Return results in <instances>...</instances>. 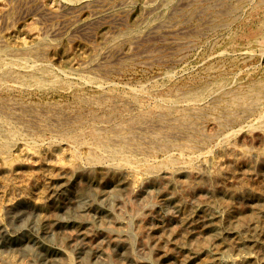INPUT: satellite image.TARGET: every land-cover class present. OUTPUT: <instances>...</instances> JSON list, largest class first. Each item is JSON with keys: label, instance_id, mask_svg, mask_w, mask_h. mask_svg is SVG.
Segmentation results:
<instances>
[{"label": "rangeland", "instance_id": "374dc122", "mask_svg": "<svg viewBox=\"0 0 264 264\" xmlns=\"http://www.w3.org/2000/svg\"><path fill=\"white\" fill-rule=\"evenodd\" d=\"M8 1H9V3H8ZM153 1L154 0H136L133 8L131 9L132 13L129 16L130 17L129 22L125 27H122V29H124V30L136 29V31L144 30L145 26H146L145 19L148 17V15H146V13H145V7L147 5H150ZM166 1L167 0H162V3L164 4ZM249 1L250 0H241V2H240L239 0H230V1H228L229 4L225 3V4L219 5V6H210V5L208 6V2L207 3L203 2V4H202L203 8L206 7V4H207L206 10L208 12L209 11L210 12H217L219 14L222 12L221 14H223V17L221 16V14L218 17H219V19L221 18L223 22L226 21L225 23L227 24L226 25L227 27H225V26H224L225 28L224 27H217L214 25L210 26V24H209L208 25L209 27L206 28L205 31L203 30V31H199V32H194L195 34L194 33H187V34L185 33L186 35H183L184 32H181L180 34L182 36L178 34L177 38L180 39L181 42L184 44L186 43V40H187V42L189 44L186 43L184 46H181L182 50L180 49V47L178 49H176L178 51L173 50V52L175 54H172V56H170L171 54L169 55V57H171V58L166 59L168 62L166 60L164 61L162 59H159L160 60V62H159V61H157L158 58H156V61H155V58L152 59L154 61L153 62L152 60H150V61L146 60L145 57L141 58L142 56H145V54H142V53L140 54L141 56L139 55V57L137 55L136 56H133V55L125 56L124 54H122V56H121L119 51H121L123 53L124 50H125V52H127V50L129 51V49L133 48L131 40H130L129 36H126L123 34H117V32H115V29H112L107 25L101 26V24H98L99 27L97 25L96 26L94 25V27L92 29L85 31L87 33H84V31H82L83 32L82 33L80 29H79V33H78V31L76 32L74 30H73V32L70 31L69 30V22H67V20L69 19V17H71V15H69L65 11L66 9L64 7V3H62L63 2L62 0L61 1L60 0H0V32H1L0 37L2 36V38H0V43H1L0 44V50H4L5 49L4 46L9 44L10 46H12L14 48L13 51H16V52H12V51L10 52L9 50H6L4 52V57L6 59H8V61H10L14 58L15 59L20 58L21 60H23L25 62H26V60H28L27 61L28 63L26 62L28 66H30V65L31 66L32 65L48 66V67L52 68L56 74L59 73L58 76L60 77L61 81L64 80V81H67L69 83V85H67L66 83H63L61 85L54 86L57 88L56 89V88H53V86L51 87L50 85L49 86L46 85L43 87H37V86L32 85V84H28V85H24V86L23 85H17L19 83L16 82L14 79H11L8 81L9 83L7 82V84L4 85V87H2L0 85V97H2V98H0V102H1L0 105L2 104L3 106L2 105L1 106L4 108L3 109L0 106L1 107L0 110L2 111V112L0 111V120L1 121L6 120L5 123H6V127H8L7 129L10 128V130H12L13 132L17 131L16 133H18L17 138H13V140H12L13 141L12 142L13 148L11 147V150H9V153L7 151L1 152V150H0V152L2 153V154L0 153V155H1L0 156V182H1L0 183V196L2 195L1 193L3 191L7 190V188H9L11 190L14 188L17 189V187L18 188L19 187L25 188L26 186H29L32 183H33L32 184L33 187L36 188V187H39V185L41 186V184L46 183L48 185V187L50 188V194H51L50 198H51V200H53V202H55L53 205H51L50 213L44 214L41 211H39V209H37L32 202H28V201L26 202L24 200H20L17 198L18 200H15L12 204L7 205L6 201H4L3 199H0V212L2 210V212L0 213V218H1L0 219V264H13L12 258H14V257L18 261L19 264H108V263L109 264H182V258L180 256H184V257H187L189 259L187 263L185 262V264H202V261L206 259L205 256H207V255L200 256L198 259L192 258V255L187 248L188 246L185 245L186 242L188 244L190 242V240L187 239L188 235L186 233H184L183 230L181 232H179L180 237L178 236V240L181 242V246L184 247L181 249V251L178 248L174 249V256L172 258H170L169 260L157 252L158 245L162 244V243H159L162 238L169 236L170 235L169 233H171V231L173 229H182L183 225L181 226V224H182L181 218H183L184 212L182 211V209H180L178 207L177 202H175L176 198L183 199L185 201V203L187 204V206L189 207V209L192 207L191 208L192 211L200 212V211H203V210L210 207L209 209H210V212L212 211L211 212L212 214L223 215L221 208L217 207L216 205L214 206L212 204H210L211 205L210 206L208 201L206 200V198H204L202 196L201 192L200 193L192 192V191L190 192L189 187H187V186L185 187L184 183L177 184L180 189L178 188L177 185H174V186L173 185L169 186L168 184H162L159 186L144 185V186H142V188L139 191H133V193H132L131 189L130 190L129 189H125V190L123 189V191H121L120 193H116L117 189H115L114 187H111V186H109L107 188V190L103 191V190L95 187L92 184V186L88 189V192L85 195H81V194H79V187H80L79 182L75 181L76 182L75 183L73 181V182H71L70 185H67V183L59 181V180L63 179V177L65 178L67 176L65 173L63 174V172H61V169L66 170L68 168H71L75 164L82 167V168H84V166H87L83 161H81V160L77 161L73 158V155H74V153L72 151L73 149L69 145V142H67L68 136H72L75 133V136L78 137L77 135H79L80 130L83 127L84 128L90 127L92 125H94V126L96 125L95 127H97V125L98 126H104V125L105 126H111L112 123H114V121H117L119 119L123 120V121H125V120L128 121L130 119L131 115L132 116H133V114L136 115L135 113H138L141 110L140 107H137V106L131 104L129 99H128L131 97V93H132L131 91L134 89L139 90V92L142 94L141 105L142 106L144 105L143 107L145 109L150 110V109H152V106H153L154 96H160V97H166L167 96L166 98H169V96H170V98H171V96L178 91H179L178 93H189V92L202 91L203 88H204V90L211 89V88L215 89L216 84L219 82H223L226 84L225 87H226L227 91H236V90L247 91L253 84L263 83L264 82V36L262 34L259 35L258 32L260 30H262L261 25H264V0L263 1L262 0L261 1L260 0L259 1L252 0L250 2ZM231 2H233V3H231ZM259 2H260V4H259ZM174 3H175V5H176V3H177V5H179L181 3L179 5V7L182 6L183 9H185V7H186L185 0H174ZM235 3L238 5H236ZM59 4H61V5H59ZM62 4H63V6H62ZM230 4L231 5L233 4L235 6H242V9L237 11V12H233L235 14L229 13V11L226 12L228 9V8L226 9V7H227V5L229 7ZM62 7H63V10H62ZM214 7H216V8H214ZM222 7H224V8H222ZM195 8H197V7H195ZM169 9H171V8H169ZM169 9H166V7H162V5H161L159 12L163 13L164 11H167V14H166L167 20L170 21L172 19L173 22L179 23V24L182 23L184 25V22H183L184 17L180 16L179 10H177L178 12L177 11L173 12V16H171L172 11H170ZM190 9H192V8H190ZM211 9H212V11H211ZM222 9H224V10H222ZM58 11H59V13H58ZM64 12H65V14H64ZM86 13H87V15H86ZM228 13H229V15H228ZM143 14H145V15H143ZM238 14H239V16H238ZM58 16H60V17H58ZM87 16H88V12L85 11L83 17H87ZM175 17L176 18L179 17V18L174 19ZM233 17H237L238 20L236 18H233ZM198 19H199V17L197 19H195V21ZM4 20H6V21H4ZM61 20L64 22H62ZM246 20H248V21H246ZM152 22H153V20H152ZM2 25H3V28H2ZM247 26H249V27H247ZM242 27H243V29H242ZM207 29H208V31H207ZM224 30L227 32H225ZM94 31H95V33H94ZM96 32H97V34H96ZM89 33H91V34H89ZM109 33H110V35H109ZM41 34H42V36H41ZM202 34H203V36H202ZM253 34H255V37L252 38L251 35H253ZM43 35H44V37H43ZM102 35H104V36H102ZM106 35H108V36H106ZM110 36H111V38H110ZM38 37H39V39H38ZM183 37L184 38L189 37L191 39V41L194 43L189 41L190 39H188V38L187 39L185 38L186 40H184ZM227 37L233 38V42L235 44H233L232 47L227 46V41H228ZM3 38H4V40H3ZM250 38H251V40H249ZM42 39H43V43L38 41V40H42ZM183 40H184V42H183ZM217 40H218V42H217ZM243 41H244V43H243ZM237 42H238V45H237ZM24 44H26L27 46ZM163 44L161 41L155 42V44H153L154 47L151 48L152 52H154V54L157 53L159 55L158 52L159 51L161 52L163 50V47L161 46ZM215 44H216V46H215ZM1 45L3 48L1 47ZM40 45H42V46H40ZM49 45H52L53 47L52 46L49 47ZM213 45L215 48L212 49ZM23 46L26 48H30L31 50L33 49V51H34V52L32 51L33 54H24V52H23L24 47ZM117 46L120 48H117ZM155 46L157 49L155 48ZM122 47H124V48H122ZM127 47H128V49H127ZM45 49H46V51H45ZM243 49H245V50H243ZM35 50L37 51L36 53H35ZM224 50H226L227 52ZM39 51H41V52H39ZM134 51L136 52L137 50H134ZM134 51H133V53H135ZM229 51H230V53H229ZM17 52H20V53H18V55H17ZM103 52H105L104 55H103ZM118 52H119V54H118ZM176 52L178 54H176ZM7 53L13 54L14 56L7 54ZM100 53H102V54H100ZM38 54H39V56H38ZM95 55H96V57H95ZM7 56H10V58ZM40 56H43V57H40ZM105 56L106 57L111 56V57L106 58ZM100 57H102L103 62H105L107 60L109 62V65L113 69L111 68L107 72L103 71L100 67H97V66L95 67V69H92L89 71L87 70L86 72L82 71L80 69V68L86 66L87 64L97 60ZM112 57H113V60H111ZM131 57H132V61H131ZM224 57L226 60L224 59ZM31 58L33 60L29 61V60H31ZM41 58H44V59H41ZM104 58H105V60H104ZM123 58H125V59H123ZM138 62L140 64H138ZM212 62H213V64H212ZM112 64H113V66H112ZM209 64H211V65H209ZM81 65H82V67H81ZM76 66H78V67H76ZM15 69H19V68L17 67ZM117 69H119V70H117ZM213 69H215V70H213ZM98 72H99V74H98ZM103 73H105V74H103ZM245 74H246V76H245ZM99 75H101L102 77ZM221 76H222V78H221ZM246 77H248V78H246ZM96 78H98V79L96 80ZM215 79L217 81H215ZM230 79H232V80H230ZM13 80H14V82H12ZM98 80H101V81L98 82ZM89 81H90V83H89ZM205 81H207V82H205ZM253 81H254V83H253ZM202 82H204V83H202ZM213 82H214V84L215 83L216 84L213 85ZM73 83H75V84H73ZM76 84H78L79 86ZM209 84H211V85H209ZM241 84L243 86H241ZM7 86H8V88H7ZM9 86L11 88H9ZM20 86L22 87V89ZM196 86L198 89L195 88ZM208 86H209V88H208ZM210 86H211V88H210ZM234 86H235V88H234ZM16 87H17V90H16ZM44 87H46V88H44ZM66 87H67V90H66ZM156 87H157V89H156ZM200 87H202V88H200ZM62 88H64V89H62ZM69 88H71V89H69ZM74 88H75V90H74ZM148 88H150V89H148ZM36 89H37V91H36ZM79 89H81V90H79ZM189 89H191V90H189ZM27 90H28V92H27ZM44 91H46V92H44ZM74 93H76V94H74ZM77 93H80V94H77ZM95 94H97L96 97H95ZM100 95H101V97H100ZM93 96L95 97L96 100L94 99ZM97 96L99 97V99ZM127 96H129V97H127ZM8 97H10V98H8ZM83 97H86V98H83ZM121 97L122 98L124 97V99H122ZM76 98H77V100H76ZM78 98L79 99L82 98V99L79 100ZM3 99H5V100H3ZM105 99H106V103H105ZM119 99H121V100H119ZM82 101L85 103H83ZM125 101L126 102L129 101V102L126 103ZM8 102H10V103H8ZM11 102L12 103L14 102L13 103L14 105L11 104ZM38 102H40V103H38ZM86 102L89 103L91 106L88 105ZM91 102L92 103L94 102V103L92 104ZM109 102L111 103V106H108V105H110ZM118 102H120V103H118ZM95 103H97V104H95ZM8 104H11V105H8ZM114 104H116V105H114ZM123 104H124V106H123ZM16 105H18L21 108H19ZM7 106H9V107L7 108ZM129 106H130V108H129ZM14 107H16V108H14ZM124 107H126V108H124ZM223 107H224V105L222 103H218V104L215 103V104H213V106H211L210 110L206 111V113L203 112V114H201V116H199L198 119L196 120L199 123L200 127L203 129L202 131L205 134H215L220 129H223L222 130L223 133H222L220 138H217L216 140H213V141H206L205 142L202 139L197 140L198 138L196 136H192L190 139H175L174 143L175 144L187 143L188 144L187 148H189V150L186 148V152H188V153L189 152H195V150H196L197 152H195V153H198L200 155L202 154L201 159L204 158L205 160L204 159L203 160L205 162L208 161L207 162V164L209 166L208 173L210 175H212V174L219 175L220 174L221 177L223 175L224 182L227 183V184L225 183L226 185H230V186L236 185L235 187H241L242 183H243L249 188H252V189H259L260 188V189L264 190V165L261 164V162L259 160L253 159L252 160L253 163H252V161H249V160L245 161L239 155L234 154L232 152H227V153L223 152L220 148L221 142H222V144L224 143L227 146L229 144L233 145V143H234V145H235V147H237V149H244L245 147L251 148V149H253V152L255 154L260 155L261 157H264V134L260 128L255 130L256 127L253 126V124L256 123V121L259 117L258 116L259 111L258 110L253 111L252 115H251V113H248L245 115L239 114L237 116L238 117L237 121L232 123V124L227 125L229 127L225 126V129H224L223 128L224 126L221 127V126L217 125V123H215V121H214L215 118H217L218 116L219 117L221 116L222 111H223ZM11 108H12V110H10ZM95 108H97V109H95ZM60 109H62V110H60ZM98 109H99V111H98ZM13 110L15 112H13ZM65 110H66V112H65ZM88 110H91V111H88ZM135 110H137L138 112ZM84 111L86 113H84ZM218 111H220L221 113ZM61 112H62V114H61ZM87 112H90V113H87ZM5 113L10 114V115L5 116L6 115ZM112 113H114V114H112ZM53 114H55V115H53ZM122 114H124V115H122ZM3 115L5 116V118ZM12 115H14V116H12ZM15 115H17V116H15ZM64 115H66V116H64ZM68 115H70V116H68ZM90 115L93 117V119ZM93 115H95V116H93ZM206 115H208V116H206ZM8 116H9V118H8ZM79 116H82V118ZM100 116H101V118H100ZM105 116H107V117H105ZM125 116H127V117H125ZM114 117H117V118H114ZM245 117H247V118H245ZM49 118H50V120H49ZM76 118H78V120ZM79 118H81V119H79ZM95 118H97V119H95ZM103 118H104V121H103ZM105 118L108 121L112 120L113 122L112 123L111 122L104 123V122H107V120ZM64 119H66L67 121L65 122ZM40 120H42V121H40ZM59 120H61V121H59ZM81 120H83V121H81ZM96 120H97V122H96ZM98 120H101L103 122V125H99V124H101V122ZM20 121H22V122H20ZM31 121H32V123H31ZM41 122L44 125H42ZM52 122H54V123L52 124ZM9 123H10V125H9ZM75 123H77V124L75 125ZM203 123H205V124H203ZM86 124H88V126ZM243 124H244V126H242ZM11 125L13 127H11ZM19 125L22 127H20ZM25 125H26V127H25ZM27 125H28V128H27ZM36 126H38V127H36ZM216 126H218V127L216 128ZM250 126H251V128H250ZM33 127H35V128H33ZM18 128H20V130ZM21 128H22V130H21ZM26 128H27V130H26ZM241 128H243V129H241ZM246 128H247V130H246ZM14 130H16V131H14ZM204 130H206V131H204ZM224 130H226V131H224ZM67 131H69V132H67ZM19 132L21 135L19 134ZM128 132H131V130H129ZM29 133L31 135H29ZM61 134H63V135L60 136ZM27 135H28V137H27ZM58 135H59V137H58ZM64 135L66 137H64ZM22 136H24V137L22 138ZM42 136L43 137L45 136V138H40ZM52 136H54L56 139L54 137L52 138ZM224 136L226 138L224 139V141H221L224 138ZM227 136L230 140L227 138ZM61 137H62V139L60 140ZM25 138H27V140ZM193 138H195V139H193ZM20 139H24V140H20ZM35 139H36V141L37 140L38 141L35 142ZM17 140H19L20 142H18ZM41 140H42V142H41ZM191 140H192V142H190ZM28 141H30V142H28ZM54 141H55V143H54ZM64 141H66V142H64ZM132 143H133V145H131ZM138 143L140 144V146ZM197 144H199V145H197ZM210 144H211V146H210ZM200 145L203 148H201ZM133 146L136 148L137 147L139 148L140 156L143 155L146 157H151L152 159H156L157 161L163 160L162 158L165 156L164 153H162L161 151H159L157 149H154L153 147L149 146L148 143H145L140 139H136V143H135V141L131 142L129 147L134 148ZM213 146H215V147H213ZM66 147H70V148H66ZM28 148H29V150H28ZM197 149L200 151H198ZM205 149L206 150L212 149V150L206 151ZM254 149H256V150L254 151ZM80 150H83L84 152L80 151ZM202 150H203V152H202ZM174 151L175 150L172 151V154H175V153L178 154L177 150H176V152H174ZM212 151H213V153H212ZM3 152L5 153V155L7 157L4 155ZM79 152H80V155L83 156V154H84V156H85L87 154V149L86 148L79 149ZM10 154H11V157L9 156ZM144 154H146V155H144ZM2 156H4V158ZM8 156L10 158L9 159L10 161L7 160ZM237 157L240 159H238ZM158 158H159V160H158ZM234 160H236V161H234ZM209 161H211V162H209ZM16 162H18V163H16ZM47 162H48V164L49 163H51V164L48 165ZM81 162H83V163H81ZM69 163L71 164V166L69 165ZM197 163L199 164L200 162H197ZM11 164H13V166ZM215 166H217V167H215ZM8 167L13 168L12 169L13 171L10 174H5L4 170ZM51 167H52V169H50ZM195 167L197 168V165ZM218 167H220V168H218ZM47 168L49 170H46ZM52 172L55 174H53ZM179 172H181V171H179ZM21 173H23V174H21ZM3 174H5L7 177ZM14 174H16V176H14ZM46 174H47V176H46ZM19 175H22V176H19ZM227 175L230 178L227 177ZM17 176L19 179L17 178ZM25 176L26 177L28 176V177L26 178ZM13 177H15V180ZM46 177H48L49 179ZM4 178H6V179H4ZM37 178L40 180H38ZM7 179H8V181H10V183H7V184H9L8 185L9 187L5 188V187H3L4 186L3 184H4V181H6ZM32 179H33V181H32ZM28 180H30V181H28ZM17 181H19L20 183ZM242 181H244V182H242ZM11 182H13L14 184ZM23 182H25V183H23ZM172 186H173V188H172ZM167 187H168V189H167ZM169 187H171V188H169ZM181 188H182L183 192H182ZM184 189H185V191H184ZM77 190H78V192H76ZM17 191H19V190H17ZM124 191H125V193H124ZM188 191L190 193H188L187 196H185L186 192H188ZM179 192H181V193H179ZM16 194L18 195V194H20V192H16ZM177 195H179V196H177ZM1 202H2V204H1ZM234 202H235L234 206L237 205V207H240V208L243 207L242 208L243 210H245V211L251 210L257 214L256 216L259 215V212H257L260 210V208H258L259 203L255 199H249V198H246L245 196L238 195L234 199ZM207 205L209 207H206ZM261 216H262V217H260L261 221L258 223L256 220L255 222L257 223V225L254 222V224L251 225V228H249L250 231H247V229L245 231L244 230L239 231L237 228V224L235 223L233 225H230L229 227L232 229L230 230V228H228L229 231L227 233L225 232V234L223 235V238H224L223 241L225 242V240H226L227 242H225V243H230L231 248L233 247L232 249H230V253L233 257H238V256H241V255H244L247 253H250L252 255V253H253L252 259L249 262H247L246 264H264V244H263L264 243L263 242L264 241V229L262 232L259 231L261 233L260 235H259V233L254 234V236L252 235L250 237V239L248 240V242L246 243V246L241 244L239 241L240 237H243V236L246 237L248 235V232L250 233L251 230H253V231H254V229L256 230V228L258 226H261V229L263 228L262 226H264V219H263L264 215H261ZM200 222H202V221H200ZM235 225H236V227H234ZM145 227L148 228V231L144 230ZM108 228H111V229H108ZM58 230H60L61 232ZM236 230L238 232H236ZM200 231H201V233H198V235H197V239H198L197 241L200 240L201 242H203V241L209 240L210 234L208 233L207 227L204 226L203 229H201ZM256 235H257V238H256ZM218 247H219L218 243L211 240V242L209 244V252H210L209 254L213 255L214 251H216V248L218 249ZM176 252H178V253H176ZM222 264H227V263L223 262Z\"/></svg>", "mask_w": 264, "mask_h": 264}, {"label": "bare ground", "instance_id": "6f19581e", "mask_svg": "<svg viewBox=\"0 0 264 264\" xmlns=\"http://www.w3.org/2000/svg\"><path fill=\"white\" fill-rule=\"evenodd\" d=\"M61 1V0H60ZM64 3L65 11L71 15L67 22H69V30L73 32L78 31L79 29L84 31L90 30L94 27V25L98 26V24L102 25H107L112 29H115V32L117 34H123L126 36H129L132 46V49L125 50L123 53L121 51L120 55L124 54L125 56H138L142 53L145 54V56H142L141 58H144L148 61L152 60L155 58H158L157 61L160 62L159 59L166 60L167 58L172 56V54H175L173 50H176L181 46H184L187 42V38L190 39L189 37H183L184 40H186V43H182L180 39L177 38L178 34L181 35V32H184L183 35H186L187 33H194V32H199V31H205L206 28H208L209 24L210 26H217V27H227L226 21L223 22L222 19H219V15L222 13H217V12H208L206 10L207 7V2L208 6H219L223 4H229L228 1L230 0H185L186 2V7L183 9V7H179V5H175L174 0H167L164 4L162 3V0H154L150 5H147L145 7V13L148 15V17L145 19L146 21V26L145 29L142 31H136L134 30H124L122 27H125L128 22H129V16L132 13L131 9L134 6V3L136 0H62ZM241 2V0H239ZM252 1V0H250ZM249 1V2H250ZM259 1V0H256ZM261 1V0H260ZM263 1V0H262ZM14 2V1H13ZM18 2V1H17ZM203 2H206V7L203 8ZM244 2V1H243ZM242 2V3H243ZM9 3V1H8ZM22 3V2H21ZM60 3V2H59ZM233 3V2H231ZM238 3V2H237ZM146 4V3H145ZM183 4V3H182ZM236 4V3H235ZM239 4V3H238ZM236 4V5H238ZM241 4V3H240ZM260 4V2H259ZM61 5V4H59ZM166 7V9H169L173 12H176L179 10V14L183 18L184 25L182 26L179 23H175L172 21V19L169 21L166 19V14L167 11H164L163 13H160V8ZM185 5V4H184ZM63 6V4H62ZM226 6V5H225ZM194 7V8H193ZM197 7V8H195ZM201 7V8H200ZM253 7V6H252ZM251 7V8H252ZM192 8V9H190ZM216 8V7H214ZM224 8V7H222ZM228 8V9H227ZM227 11L229 13L237 12L242 9V6H235L231 5L226 7ZM248 9V8H247ZM255 9V8H254ZM24 10V9H23ZM60 10V9H59ZM63 10V7H62ZM61 10V11H62ZM215 10V9H214ZM224 10V9H222ZM251 10V9H250ZM47 11V10H46ZM88 12L87 17H83L84 12ZM212 11V9H211ZM253 11V10H252ZM12 12V11H11ZM178 12V11H177ZM248 12V11H247ZM32 13V12H31ZM57 13V12H56ZM59 13V11H58ZM228 13V15H229ZM242 13V12H241ZM240 13V14H241ZM65 14V12H64ZM63 14V15H64ZM176 14V13H175ZM225 14V13H224ZM235 14V13H233ZM29 15V14H28ZM87 15V13H86ZM145 15V14H143ZM9 16V15H8ZM179 16V15H178ZM223 17V14H221ZM239 16V14H238ZM255 16V15H254ZM6 17V16H5ZM28 17V16H27ZM60 17V16H58ZM143 17V16H142ZM198 20L195 21V19ZM244 17V16H243ZM17 18V17H16ZM179 18V17H177ZM176 17L174 19H177ZM225 18V17H224ZM238 20L237 17H233ZM49 19V18H48ZM54 19V18H53ZM10 20V19H9ZM16 20V19H15ZM153 20V22H152ZM6 21V20H4ZM47 21V20H46ZM62 21V20H61ZM148 21V22H147ZM248 21V20H246ZM53 22V21H52ZM64 22V21H62ZM66 22V21H65ZM178 22V21H177ZM229 23V22H228ZM243 24V23H242ZM262 24V23H261ZM12 25V24H11ZM130 25V24H129ZM259 25V24H258ZM58 26V25H57ZM65 26V25H64ZM262 26V30L258 32L259 35L264 36V25ZM68 27V26H67ZM66 27V28H67ZM99 27V26H98ZM130 27V26H129ZM216 27V28H217ZM224 27V28H225ZM249 27V26H247ZM3 28V25H2ZM9 28V27H8ZM11 28V27H10ZM21 28V27H20ZM49 28V27H48ZM240 28V27H239ZM68 29V28H67ZM111 29V30H112ZM243 29V27H242ZM50 30V29H49ZM99 30V29H98ZM226 30V29H225ZM224 30V31H225ZM68 31V30H67ZM97 31V30H96ZM114 31V30H113ZM208 31V29H207ZM222 31V30H221ZM245 31V30H244ZM243 31V32H244ZM4 32V31H3ZM2 32V33H3ZM90 32V31H89ZM110 32V31H109ZM227 32V31H225ZM235 32V31H234ZM1 33V32H0ZM40 33V32H39ZM83 33V32H82ZM95 33V31H94ZM108 33V32H107ZM113 33V32H112ZM186 33V34H185ZM230 33V32H229ZM239 33V32H238ZM247 33V32H246ZM45 34V33H44ZM53 34V33H52ZM73 34V33H72ZM91 34V33H89ZM93 34V33H92ZM97 34V32H96ZM195 34V33H194ZM219 34V33H218ZM223 34V33H222ZM18 35V34H17ZM46 35V34H45ZM64 35V34H63ZM74 35V34H73ZM72 35V36H73ZM110 35V33H109ZM205 35V34H204ZM228 35V34H227ZM234 35V34H233ZM40 36V35H39ZM42 36V34H41ZM51 36V35H50ZM71 36V37H72ZM91 36V35H90ZM104 36V35H102ZM101 36V37H102ZM108 36V35H106ZM113 36V35H112ZM182 36V35H181ZM203 36V34H202ZM225 36V35H224ZM229 36V35H228ZM33 37V36H32ZM35 37V36H34ZM37 37V36H36ZM44 37V35H43ZM77 37V36H76ZM93 37V36H92ZM214 37V36H213ZM233 37V36H232ZM232 37H227V46L232 47L233 44V38ZM251 37H255V34L251 35ZM262 37V36H261ZM2 38V36L0 37ZM42 38V37H41ZM51 38V37H50ZM94 38V37H93ZM108 38V37H107ZM111 38V36H110ZM127 38V37H126ZM212 38V37H211ZM37 39V38H36ZM39 39V37H38ZM200 39V38H199ZM221 39V38H220ZM255 39V38H254ZM4 40V38H3ZM6 40V39H5ZM15 40V39H14ZM31 40V39H30ZM129 40V41H130ZM183 40V42H184ZM222 40V39H221ZM224 40V39H223ZM251 40V38L249 39ZM17 41V40H16ZM28 41V40H27ZM39 42L43 43L42 40H38ZM115 41V40H114ZM128 41V40H127ZM161 41L163 45V50L159 53V55L154 54L152 52L151 48H153V44L155 42ZM191 41V39L189 40ZM203 41V40H202ZM216 41V40H215ZM214 41V42H215ZM225 41V40H224ZM245 41V40H244ZM243 41V43H244ZM2 42V41H1ZM7 42V41H6ZM69 42V41H68ZM104 42V41H103ZM192 42V41H191ZM190 42V43H191ZM218 42V40H217ZM223 42V41H222ZM250 42V41H249ZM254 42V41H253ZM3 43V42H2ZM19 43V42H18ZM37 43V42H36ZM46 43V42H45ZM48 43V42H47ZM92 43V42H91ZM121 43V42H120ZM119 43V44H120ZM126 43V42H125ZM129 43V42H128ZM194 43V42H192ZM213 43V42H212ZM1 44V43H0ZM17 44V43H16ZM15 44V45H16ZM21 44V43H20ZM19 44V45H20ZM52 44V43H51ZM113 44V43H112ZM189 44V43H188ZM250 44V43H249ZM5 45V44H4ZM12 45V44H11ZM18 45V46H19ZM26 45V44H24ZM35 45V44H34ZM130 45V44H129ZM160 45V44H159ZM221 45V44H220ZM238 45V42H237ZM251 45V44H250ZM27 46V45H26ZM32 46V45H31ZM37 46V45H36ZM42 46V45H40ZM52 45H49V47ZM107 46V45H106ZM111 46V45H110ZM121 46V45H120ZM124 46V45H123ZM189 46V45H188ZM191 46V45H190ZM201 46V45H200ZM216 46V44H215ZM224 46V45H223ZM2 47V45H1ZM24 47V46H23ZM38 47V46H37ZM36 47V48H37ZM44 47V46H43ZM53 47V46H52ZM108 47V46H107ZM116 47V46H115ZM126 47V46H125ZM159 47V46H158ZM187 47V46H186ZM253 47V46H252ZM251 47V48H252ZM3 48V47H2ZM4 50H0V85L4 87L5 84L11 79H14L16 82L19 84L17 85H28L32 84L37 87H43L46 85H50L53 88H56L54 86L61 85L63 83H66L69 85L67 81L60 80V77L58 74H56L52 68L48 66H38V65H27V61H23L20 58L18 59H12L8 61L4 57V52L6 50H9L10 52H16L13 51L14 48L12 46L5 45ZM34 48V47H33ZM35 48V49H36ZM40 48V47H39ZM47 48V47H46ZM65 48V47H64ZM111 48V47H110ZM113 48V47H112ZM117 48H120L117 46ZM124 48V47H122ZM156 48V46H155ZM161 48V47H160ZM190 48V47H189ZM192 48V47H191ZM215 48L214 45L212 49ZM255 48V47H254ZM21 49V48H20ZM43 49V48H42ZM49 49V48H48ZM128 49V47H127ZM157 49V48H156ZM159 49V48H158ZM198 49V48H197ZM220 49V48H219ZM224 49V48H223ZM250 49V48H249ZM40 50V49H39ZM50 50V49H49ZM134 50H137L136 52ZM155 50V49H154ZM182 50V49H181ZM238 50V49H237ZM245 50V49H243ZM8 51V52H9ZM19 51V50H18ZM33 49L31 50L30 48L24 47L23 52L24 54H33L32 53ZM46 51V49H45ZM133 51L135 53H133ZM178 51V50H176ZM217 51V50H216ZM226 51V50H224ZM21 52V51H20ZM17 52V55L18 53ZM22 52V53H23ZM34 52V51H33ZM37 51L35 50V53ZM41 52V51H39ZM38 52V53H39ZM107 52V51H106ZM118 52V54H119ZM181 52V51H180ZM183 52V51H182ZM227 52V51H226ZM233 52V51H232ZM34 53V54H35ZM44 53V52H43ZM105 52H103L104 55ZM108 53V52H107ZM111 53V52H110ZM109 53V54H110ZM113 53V52H112ZM224 53V52H223ZM230 53V51H229ZM228 53V54H229ZM10 54V53H7ZM16 54V53H15ZM102 54V53H100ZM176 54H178L176 52ZM13 55V54H10ZM43 55V54H42ZM102 55V56H103ZM107 55V54H106ZM113 55V54H112ZM14 56V55H13ZM28 56V55H27ZM37 56V55H36ZM39 56V54H38ZM37 56V57H38ZM47 56V55H46ZM101 56V55H100ZM115 56V55H114ZM119 56V55H118ZM141 56V55H140ZM177 56V55H176ZM231 56V55H230ZM229 56V57H230ZM235 56V55H234ZM10 58V56H7ZM30 57V56H29ZM43 57V56H40ZM96 57V55H95ZM106 57V56H105ZM111 57V56H107ZM106 57V58H107ZM174 57V56H173ZM227 57V56H226ZM45 58V57H44ZM41 58V59H44ZM48 58V57H47ZM122 58V57H121ZM137 58V57H136ZM176 58V57H175ZM174 58V59H175ZM233 58V57H232ZM92 59V58H91ZM120 59V58H119ZM125 59V58H123ZM140 59V58H139ZM219 59V58H218ZM225 59V57H224ZM229 59V58H228ZM33 59L31 58L32 61ZM38 60V59H37ZM88 60V59H87ZM105 60V58H104ZM113 60V57L112 59ZM128 60V59H127ZM216 60V59H215ZM226 60V59H225ZM230 60V59H229ZM232 60V59H231ZM236 60V59H235ZM36 61V60H35ZM86 61V60H85ZM110 61V60H109ZM120 61V60H119ZM132 61V57H131ZM135 61V60H134ZM141 61V60H140ZM153 61V60H152ZM167 61V60H166ZM173 61V60H172ZM175 61V60H174ZM217 61V60H216ZM34 62V61H33ZM113 62V61H112ZM111 62V63H112ZM128 62V61H127ZM147 62V61H146ZM154 62V61H153ZM163 62V61H162ZM168 62V61H167ZM115 63V62H114ZM132 63V62H131ZM235 63V62H234ZM244 63V62H243ZM41 64V63H40ZM136 64V63H135ZM138 64H140L138 62ZM213 64V62H212ZM220 64V63H219ZM233 64V63H232ZM236 64V63H235ZM42 65V64H41ZM53 65V64H52ZM120 65V64H119ZM131 65V64H130ZM134 65V64H133ZM146 65V64H145ZM183 65V64H182ZM211 65V64H209ZM100 67L103 71L107 72L109 71L112 67L109 65V62L106 60L103 62L102 57L98 58L97 60L87 64L86 66L80 68L82 71H89L92 69H95V67ZM113 66V64H112ZM224 66V65H223ZM19 69H15V68ZM78 67V66H76ZM193 67V66H192ZM204 67V66H203ZM211 67V66H210ZM209 67V68H210ZM171 68V67H170ZM212 68V67H211ZM214 68V67H213ZM224 68V67H223ZM222 68V69H223ZM113 69V68H112ZM195 69V68H194ZM217 69V68H216ZM56 70V69H55ZM119 70V69H117ZM210 70V69H209ZM215 70V69H213ZM254 70V69H253ZM62 71V70H61ZM64 71V70H63ZM73 71V70H72ZM79 71V70H78ZM77 71V72H78ZM113 71V70H112ZM116 71V70H115ZM224 71V70H223ZM75 72V71H74ZM95 72V71H94ZM97 72V71H96ZM160 72V71H159ZM210 72V71H209ZM248 72V71H247ZM84 73V72H83ZM129 73V72H128ZM186 73V72H185ZM224 73V72H223ZM251 73V72H250ZM95 74V73H94ZM99 74V72H98ZM105 74V73H103ZM112 74V73H111ZM214 74V73H213ZM216 74V73H215ZM218 74V73H217ZM249 74V73H248ZM252 74V73H251ZM260 74V73H259ZM68 75V74H67ZM108 75V74H107ZM250 75V74H249ZM65 76V75H64ZM69 76V75H68ZM83 76V75H82ZM97 76V75H96ZM101 76V75H99ZM104 76V75H103ZM106 76V75H105ZM238 76V75H237ZM246 76V74H245ZM248 76V75H247ZM80 77V76H79ZM86 77V76H85ZM102 77V76H101ZM257 77V76H256ZM259 77V76H258ZM261 77V76H260ZM68 78V77H67ZM70 78V77H69ZM139 78V77H138ZM177 78V77H176ZM213 78V77H212ZM218 78V77H217ZM222 78V76H221ZM225 78V77H224ZM223 78V79H224ZM233 78V77H232ZM236 78V77H235ZM244 78V77H243ZM248 78V77H246ZM72 79V78H71ZM98 78H96L97 80ZM150 79V78H149ZM242 79V78H241ZM255 79V78H254ZM14 80L12 82H14ZM66 80V79H65ZM69 80V79H68ZM74 80V79H73ZM84 80V79H83ZM88 80V79H87ZM232 80V79H230ZM246 80V79H245ZM257 80V79H256ZM85 81V80H84ZM101 80H98L100 82ZM208 81V80H207ZM205 81V82H207ZM215 81H217L215 79ZM227 81V80H226ZM236 81V80H235ZM250 81V80H249ZM81 82V81H80ZM225 82V81H224ZM242 82V81H241ZM259 82V81H258ZM9 83V82H8ZM76 83V82H75ZM73 83V84H75ZM90 83V81H89ZM92 83V82H91ZM198 83V82H197ZM204 83V82H202ZM254 83V81H253ZM126 84V83H125ZM216 84V83H215ZM213 82V85H215ZM249 84V83H248ZM247 84V85H248ZM252 84V83H251ZM78 85V84H76ZM158 85V84H157ZM203 85V84H202ZM211 85V84H209ZM232 85V84H231ZM239 85V84H238ZM237 85V86H238ZM16 86V85H15ZM64 86V85H63ZM66 86V85H65ZM75 86V85H74ZM79 86V85H78ZM86 86V85H85ZM102 86V85H101ZM165 86V85H164ZM184 86V85H183ZM201 86V85H200ZM226 84L223 82H219L216 84V88L213 89H207L202 91H197V92H189V93H178L176 92L173 94L170 98L166 97H160V96H154L153 98V106L152 109L147 110L141 105V98L142 94L139 92V90L134 89L131 92V97L128 98L130 103L140 107V111L138 113H135L136 115L133 116L131 115L130 119L128 121H123V120H117L112 123V120H107V122L104 123H109L111 122V126H98L95 127L94 125L90 127H83L80 130L78 137L74 135L68 136V141L69 145L71 146V149L74 153L73 158L77 161L81 160L83 161L87 166H84V168L78 166V165H73L71 168H68L66 170L61 169V172L63 174L65 173L67 176L63 179H60L59 181L67 183V185H70L71 182H79V194L85 195L88 192V189L92 186V184L105 191L109 186L114 187L117 189L116 193H120L123 191V189H131L132 193L133 191H139L142 186L144 185H151V186H159L162 184H168L170 185H177L184 183L185 187H189L190 192H198L202 194L204 198L208 201L209 205H216L217 207H220L222 210L223 215H218V214H212L210 212V207L207 205L206 207H209L203 211L197 212V211H192V207L189 209L187 204L183 199H178L176 198L177 205L180 209H182L183 213V218L182 219V229H173L170 235L162 238L159 243H162L161 245H158V250L157 252L161 254L163 257L166 259H170L174 256V249L178 248L181 249L184 248L181 246V242L178 240V236L180 237L179 232L183 230L184 233H186L187 239L190 240V242L186 246H188V250L192 255V258L198 259L200 256H205L206 259L202 261V264H222L223 262H226L227 264H246L252 259V255L250 253L238 256V257H233L230 253L231 245L230 243H225L223 241V235L225 232L227 233L230 228V225L237 224V228L239 231H250L249 228H251V225L254 224V222L257 220L259 223L261 215H264V190L263 189H252L247 187L245 184L242 183L241 187H235V186H230L226 185L227 183L224 182L223 175H210L208 173L209 166L207 162H205L203 159H201L202 154L195 153L197 152H186V148L188 147L187 143L183 144H175L174 140L175 139H190L192 136H196L198 139L197 140H204L206 141H213L216 140L217 138H220L223 129H220L217 133L215 134H205L200 127L199 123L196 121L203 112L206 113V111L211 109V106L215 103H222L224 105L223 111L221 116L217 117L214 119L215 123L217 125L223 127L225 129L226 127H229L227 125L232 124L237 121V116L239 114H248L253 111L258 110L259 111V117L256 121L255 124H253L256 129H261V131L264 134V82L263 83H257L253 84L247 91H227L226 89ZM241 86H243L241 84ZM249 86V85H248ZM6 87V86H5ZM21 87V86H20ZM68 87V86H67ZM66 87V90H67ZM72 87V86H71ZM88 87V86H87ZM96 87V86H95ZM123 87V86H122ZM153 87V86H152ZM151 87V88H152ZM163 87V86H162ZM185 87V86H184ZM199 87V86H198ZM214 87V86H213ZM230 87V86H229ZM8 88V86H7ZM9 88H11L9 86ZM27 88V87H26ZM46 88V87H44ZM86 88V87H85ZM197 88V86L195 87ZM202 88V87H200ZM209 88V86H208ZM235 88V86H234ZM6 89V88H5ZM19 89V88H18ZM22 89V87H21ZM35 89V88H34ZM57 89V88H56ZM64 89V88H62ZM71 89V88H69ZM100 89V88H99ZM150 89V88H148ZM157 89V87H156ZM198 89V88H197ZM246 89V88H245ZM2 90V89H1ZM4 90V89H3ZM9 90V89H8ZM17 90V87H16ZM59 90V89H58ZM75 90V88H74ZM73 90V91H74ZM81 90V89H79ZM92 90V89H91ZM153 90V89H152ZM176 90V89H175ZM191 90V89H189ZM229 90V89H228ZM231 90V89H230ZM244 90V89H243ZM26 91V90H25ZM37 91V89H36ZM49 91V90H48ZM54 91V90H53ZM77 91V90H76ZM149 91V90H148ZM186 91V90H185ZM3 92V91H2ZM6 92V91H5ZM28 92V90H27ZM26 92V93H27ZM35 92V91H34ZM40 92V91H39ZM42 92V91H41ZM46 92V91H44ZM71 92V91H70ZM84 92V91H83ZM91 92V91H90ZM123 92V91H122ZM150 92V91H149ZM148 92V93H149ZM25 93V92H24ZM86 93V92H85ZM73 94V93H72ZM71 94V95H72ZM76 94V93H74ZM80 94V93H77ZM94 94V93H93ZM130 94V93H129ZM167 94V93H166ZM83 95V94H82ZM97 94H95L96 97ZM114 95V94H113ZM128 95V94H127ZM144 95V94H143ZM146 95V94H145ZM75 96V95H74ZM73 96V97H74ZM79 96V95H78ZM110 96V95H109ZM148 96V95H147ZM150 96V95H149ZM11 97V96H10ZM8 97V98H10ZM24 97V96H23ZM32 97V96H31ZM94 97V96H93ZM94 97V99H95ZM98 97V96H97ZM101 97V95H100ZM120 97V96H119ZM129 97V96H127ZM2 98V97H0ZM4 98V97H3ZM7 98V97H6ZM86 98V97H83ZM103 98V97H102ZM106 98V97H105ZM118 98V97H117ZM122 98V97H121ZM13 99V98H12ZM11 99V100H12ZM79 99V98H78ZM82 99V98H80ZM79 99V100H80ZM99 99V97H98ZM124 99V97L122 98ZM127 99V98H126ZM127 99V100H128ZM5 100V99H3ZM8 100V99H7ZM77 100V98H76ZM92 100V99H91ZM96 100V99H95ZM110 100V99H109ZM121 100V99H119ZM14 101V100H13ZM23 101V100H22ZM90 101V100H89ZM88 101V102H89ZM93 101V100H92ZM113 101V100H112ZM127 101V102H129ZM4 102V101H3ZM49 102V101H48ZM78 102V101H77ZM83 102V101H82ZM97 102V101H96ZM100 102V101H99ZM102 102V101H101ZM116 102V101H115ZM126 102V101H125ZM126 102V103H127ZM147 102V101H146ZM1 103V102H0ZM10 103V102H8ZM14 103V102H13ZM11 102V104H13ZM28 103V102H27ZM40 103V102H38ZM76 103V102H75ZM85 103V102H83ZM87 103V102H86ZM90 103V102H89ZM87 103L88 105H90ZM92 103V102H91ZM94 103V102H93ZM92 103V104H93ZM106 103V99H105ZM110 103V102H109ZM120 103V102H118ZM122 103V102H121ZM5 104V103H4ZM8 104V105H11ZM19 104V103H18ZM36 104V103H35ZM86 104V105H87ZM97 104V103H95ZM146 104V103H145ZM152 104V103H151ZM2 105V104H1ZM0 105V106H1ZM14 105V104H13ZM24 105V104H23ZM57 105V104H56ZM101 105V104H100ZM103 105V104H102ZM106 105V104H105ZM104 105V106H105ZM113 105V104H112ZM116 105V104H114ZM127 105V104H126ZM132 105V106H133ZM149 105V104H148ZM3 106V105H2ZM1 106V107H2ZM5 106V105H4ZM18 106V105H16ZM25 106V105H24ZM45 106V105H44ZM91 106V105H90ZM99 106V105H98ZM107 106V105H106ZM105 106V107H106ZM111 106V103L110 105ZM124 106V104H123ZM0 107V108H1ZM9 106H7L8 108ZM19 107V106H18ZM85 107V106H84ZM96 107V106H95ZM222 107V106H221ZM3 108V107H2ZM6 108V107H5ZM6 108V109H7ZM16 108V107H14ZM21 108V107H19ZM18 108V109H19ZM103 108V107H102ZM123 108V107H122ZM126 108V107H124ZM130 108V106H129ZM213 108V107H212ZM4 109V108H3ZM97 109V108H95ZM112 109V108H111ZM132 109V108H131ZM222 109V108H221ZM12 110V108L10 109ZM62 110V109H60ZM108 110V109H107ZM123 110V109H122ZM1 111V110H0ZM86 111V110H85ZM84 111V113H86ZM91 111V110H88ZM99 111V109H98ZM132 111V110H131ZM134 111V112H135ZM2 112V111H1ZM12 112V111H11ZM13 112H15L13 110ZM41 112V111H40ZM66 112V110H65ZM72 112V111H71ZM97 112V111H96ZM130 112V111H129ZM220 112V111H218ZM8 113V112H7ZM29 113V112H28ZM59 113V112H58ZM57 113V114H58ZM90 113V112H87ZM95 113V112H94ZM117 113V112H116ZM125 113V112H124ZM221 113V112H220ZM255 113V112H254ZM6 114V113H5ZM60 114V113H59ZM62 114V112H61ZM65 114V113H64ZM93 114V113H92ZM91 114V115H92ZM102 114V113H101ZM106 114V113H105ZM104 114V115H105ZM109 114V113H108ZM114 114V113H112ZM219 114V113H218ZM257 114V113H256ZM10 115L6 114L5 116ZM55 115V114H53ZM67 115V114H66ZM64 115V116H66ZM74 115V114H73ZM87 115V114H86ZM90 115V116H91ZM103 115V116H104ZM124 115V114H122ZM126 115V114H125ZM209 115V114H208ZM206 115V116H208ZM4 116V115H3ZM4 116V118H5ZM14 116V115H12ZM17 116V115H15ZM40 116V115H39ZM70 116V115H68ZM75 116V115H74ZM95 116V115H93ZM99 116V115H98ZM129 116V115H128ZM212 116V115H211ZM247 116V115H246ZM256 116V115H255ZM46 117V116H45ZM62 117V116H61ZM82 118V116H79ZM85 117V116H84ZM92 117V116H91ZM107 117V116H105ZM118 117V116H117ZM114 117V118H117ZM127 117V116H125ZM240 117V116H239ZM3 118V117H2ZM9 118V116H8ZM14 118V117H13ZM17 118V117H16ZM41 118V117H40ZM60 118V117H59ZM69 118V117H68ZM79 118V119H81ZM90 118V117H89ZM98 118V117H97ZM95 118V119H97ZM101 118V116H100ZM110 118V117H109ZM247 118V117H245ZM254 118V117H253ZM256 118V117H255ZM19 119V118H18ZM61 119V118H60ZM78 120V118H76ZM93 119V117H92ZM201 119V118H200ZM199 119V120H200ZM242 119V118H241ZM12 120V119H11ZM29 120V119H28ZM50 120V118H49ZM53 120V119H52ZM51 120V121H52ZM57 120V119H56ZM55 120V121H56ZM65 122L67 121L64 119ZM72 120V119H71ZM87 120V119H86ZM91 120V119H90ZM202 120V119H201ZM6 121V120H5ZM5 121L0 120V150L2 151H7L9 153V150H11L12 147V140L13 138H17L18 133L13 132L12 130L7 129ZM15 121V120H14ZM18 121V120H17ZM36 121V120H35ZM42 121V120H40ZM61 121V120H59ZM83 121V120H81ZM85 121V120H84ZM89 121V120H88ZM101 122L99 125H103V122L101 120H98ZM104 121V118H103ZM213 121V120H212ZM245 121V120H244ZM250 121V120H249ZM9 122V121H8ZM13 122V121H12ZM22 122V121H20ZM30 122V121H29ZM37 122V121H36ZM39 122V121H38ZM90 122V121H89ZM88 122V123H89ZM97 122V120H96ZM99 122V123H100ZM211 122V121H210ZM243 122V121H242ZM32 123V121H31ZM54 122H52L53 124ZM58 123V122H57ZM62 123V122H61ZM60 123V124H61ZM79 123V122H78ZM207 123V122H206ZM15 124V123H14ZM20 124V123H19ZM42 125H44L41 122ZM47 124V123H46ZM49 124V123H48ZM59 124V125H60ZM77 123H75L76 125ZM81 124V123H80ZM94 124V123H93ZM97 124V123H96ZM205 124V123H203ZM251 124V123H250ZM10 125V123H9ZM8 125V126H9ZM13 125V124H12ZM11 125V127H13ZM34 125V124H33ZM37 125V124H36ZM51 125V124H50ZM69 125V124H68ZM72 125V124H71ZM88 126V124H86ZM91 125V124H90ZM110 125V124H109ZM241 125V124H240ZM248 125V124H247ZM20 126V125H19ZM53 126V125H52ZM213 126V125H212ZM231 126V125H230ZM244 126V124L242 125ZM252 126V125H251ZM250 126V128H251ZM15 127V126H14ZM22 127V126H20ZM26 127V125H25ZM38 127V126H36ZM73 127V126H72ZM210 127V126H209ZM218 126H216L217 128ZM28 128V125H27ZM26 128V130H27ZM35 128V127H33ZM207 128V127H206ZM231 128V127H230ZM248 128V127H247ZM246 128V130H247ZM249 128V129H250ZM12 129V128H11ZM16 129V128H15ZM20 130V128H18ZM43 129V128H42ZM76 129V128H75ZM243 129V128H241ZM254 129V128H253ZM22 130V128H21ZM29 130V129H28ZM37 130V129H36ZM41 130V129H40ZM72 130V129H71ZM131 130V132H128ZM216 130V129H215ZM228 130V129H227ZM231 130V129H230ZM252 130V129H251ZM30 131V130H29ZM39 131V130H38ZM44 131V130H43ZM78 131V130H77ZM206 131V130H204ZM208 131V130H207ZM226 131V130H224ZM229 131V130H228ZM241 131V130H240ZM239 131V132H240ZM254 131V130H253ZM22 132V131H21ZM28 132V131H27ZM34 132V131H33ZM45 132V131H44ZM60 132V131H59ZM65 132V131H64ZM69 132V131H67ZM76 132V131H75ZM230 132V131H229ZM249 132V131H248ZM255 132V131H254ZM253 132V133H254ZM259 132V131H258ZM261 132V133H262ZM61 133V132H60ZM71 133V132H70ZM237 133V132H236ZM20 134V132H19ZM34 134V133H33ZM68 134V133H67ZM235 134V133H234ZM238 134V133H237ZM21 135V134H20ZM19 135V136H20ZM23 135V134H22ZM29 135H31L29 133ZM42 135V134H41ZM61 134L60 136H62ZM71 135V134H70ZM231 135V134H230ZM36 136V135H35ZM56 136V135H55ZM262 136V135H261ZM260 136V137H261ZM24 136H22L23 138ZM26 137V136H25ZM28 137V135H27ZM54 136H52L53 138ZM59 137V135H58ZM64 137H66L64 135ZM31 138V137H30ZM39 138V137H38ZM40 138H45V136L40 137ZM55 138V137H54ZM226 137L221 141H224ZM228 138V136H227ZM27 140V138H25ZM29 139V138H28ZM34 139V138H33ZM37 139V138H36ZM35 139V142H37ZM56 139V138H55ZM58 139V138H57ZM62 137L60 138V140ZM64 139V138H63ZM136 139H140L145 143H148L149 146L153 147L154 149H157L164 153V157L162 158L163 160L157 161L156 159H152L151 157H146V156H140V151L139 148L134 147L130 148L129 145L131 142L136 143ZM195 139V138H193ZM192 139V140H193ZM229 139V138H228ZM15 140V139H14ZM24 140V139H20ZM32 140V139H31ZM30 140V141H31ZM192 140L190 142H192ZM230 140V139H229ZM20 142L19 140H17ZM28 141V142H30ZM33 141V140H32ZM58 141V140H57ZM64 141V142H66ZM188 141V140H187ZM226 141V140H225ZM25 142V141H24ZM23 142V143H24ZM42 142V140H41ZM44 142V141H43ZM52 142V141H51ZM62 142V141H61ZM139 142V141H138ZM181 142V141H180ZM204 142V143H205ZM216 142V141H215ZM254 142V141H253ZM15 143V142H14ZM33 143V142H32ZM49 143V142H48ZM55 143V141H54ZM189 143V142H188ZM195 143V142H194ZM217 143V142H216ZM233 143V142H232ZM58 144V143H57ZM61 144V143H60ZM139 144V143H138ZM144 144V143H143ZM212 144V143H211ZM210 144V146H211ZM214 144V143H213ZM29 145V144H28ZM34 145V144H33ZM133 145V143L131 144ZM135 145V144H134ZM142 145V144H141ZM199 145V144H197ZM203 145V144H202ZM230 145V144H229ZM227 146L226 144L220 143V148L223 152H232L234 154L239 155L242 157L243 160L245 161H252L253 159H257L261 162V164L264 165V157H261L260 155H257L253 152V149L251 148H244V149H237L235 147L234 143L233 145ZM18 146V145H17ZM31 146V145H30ZM52 146V145H51ZM136 146V145H135ZM140 146V144H139ZM147 146V145H146ZM206 146V145H205ZM209 146V147H210ZM218 146V145H217ZM64 147V146H63ZM144 147V146H143ZM193 147V146H192ZM201 147V145H200ZM215 147V146H213ZM13 148V147H12ZM70 148V147H66ZM86 148L87 149V154L84 156L80 155L79 149ZM141 148V147H140ZM147 148V147H146ZM203 148V147H201ZM212 148V147H211ZM219 148V147H218ZM243 148V147H242ZM255 148V147H254ZM145 149V148H144ZM148 149V148H147ZM189 150V148H187ZM209 149V148H208ZM207 149V150H208ZM29 150V148H28ZM69 150V149H68ZM141 150V149H140ZM156 150V151H157ZM175 150L178 154H172V151ZM198 150V149H197ZM206 150V149H205ZM206 150V151H207ZM212 150V149H211ZM208 150V151H211ZM220 150V149H219ZM256 149H254L255 151ZM83 151V150H80ZM147 151V150H146ZM158 151V152H159ZM200 151V150H198ZM205 151V152H206ZM0 152V153H1ZM29 152V151H28ZM64 152V151H63ZM71 152V151H70ZM84 152V151H83ZM144 152V151H143ZM150 152V151H149ZM173 152V153H174ZM203 152V150H202ZM215 152V151H214ZM217 152V151H216ZM4 153V152H3ZM72 153V152H71ZM147 153V152H146ZM201 153V152H200ZM213 153V151H212ZM257 153V152H256ZM2 154V153H1ZM154 154V153H153ZM157 154V153H156ZM204 154V153H203ZM209 154V153H208ZM5 155V153H4ZM146 155V154H144ZM148 155V154H147ZM206 155V154H205ZM204 155V156H205ZM211 155V154H210ZM214 155V154H213ZM1 156V155H0ZM6 156V155H5ZM11 157V154L9 155ZM8 156V159L9 158ZM154 156V155H153ZM4 158V156H2ZM7 157V156H6ZM208 157V156H207ZM2 158V159H3ZM46 158V157H45ZM67 158V157H66ZM156 158V157H155ZM161 158V157H160ZM238 158V157H237ZM240 159V158H238ZM5 160V159H4ZM74 160V161H75ZM159 160V158H158ZM256 160V161H257ZM3 161V160H2ZM10 161V160H9ZM226 161V160H225ZM236 161V160H234ZM242 161V160H241ZM5 162V161H4ZM81 162V163H83ZM197 162H200L199 164ZM211 162V161H209ZM216 162V161H215ZM18 163V162H16ZM234 163V162H233ZM237 163V162H236ZM253 163V161H252ZM251 163V164H252ZM48 164V162H47ZM51 164V163H49ZM48 164V165H49ZM73 164V163H72ZM220 164V163H219ZM235 164V163H234ZM5 165V164H4ZM13 166V164H11ZM15 165V164H14ZM21 165V164H20ZM44 165V164H43ZM71 166V164L69 163ZM197 165V168L195 167ZM199 165V166H198ZM216 165V164H215ZM239 165V164H238ZM11 166V167H12ZM66 166V165H65ZM83 166V165H82ZM220 166V165H219ZM8 167L4 170L5 174H10L13 170V168ZM60 167V166H59ZM68 167V166H67ZM217 167V166H215ZM3 168V167H2ZM41 168V167H40ZM49 168V167H48ZM46 170H49V169ZM54 168V167H53ZM220 168V167H218ZM234 168V167H233ZM44 169V168H43ZM52 169V167L50 168ZM56 169V168H55ZM60 169V168H59ZM27 170V169H26ZM221 170V169H220ZM225 170V169H224ZM43 171V170H42ZM58 171V170H57ZM60 171V170H59ZM181 171V172H179ZM236 171V170H235ZM211 172V171H210ZM47 173V172H46ZM53 173V172H52ZM3 174V175H5ZM13 174V173H12ZM23 174V173H21ZM45 174V173H44ZM55 174V173H53ZM58 174V173H57ZM238 174V173H237ZM245 174V173H244ZM243 174V175H244ZM27 175V174H26ZM32 175V174H31ZM41 175V174H40ZM2 176V175H1ZM6 176V175H5ZM9 176V175H8ZM16 176V174H14ZM22 176V175H19ZM29 176V175H28ZM27 176V177H28ZM47 176V174H46ZM49 176V175H48ZM53 176V175H52ZM4 177V176H3ZM7 177V176H6ZM26 177V176H25ZM26 177V178H27ZM54 177V176H53ZM227 177H229L227 175ZM11 178V177H10ZM15 180V177H13ZM18 178V176H17ZM48 178V177H46ZM230 178V177H229ZM236 178V177H235ZM6 179V178H4ZM19 179V178H18ZM22 179V178H21ZM38 179V178H37ZM49 179V178H48ZM238 179V178H237ZM10 180V179H9ZM40 180V179H38ZM37 180V181H38ZM53 180V179H52ZM231 180V179H230ZM239 180V179H238ZM237 180V181H238ZM242 180V179H241ZM30 181V180H28ZM33 181V179H32ZM36 181V180H35ZM44 181V180H43ZM234 181V180H233ZM19 182V181H17ZM26 182V181H25ZM23 182V183H25ZM54 182V181H53ZM236 182V181H235ZM241 182V181H240ZM239 182V183H240ZM244 182V181H242ZM1 183V182H0ZM7 183H10L8 179L4 181V186L5 188L9 187ZM13 183V182H11ZM20 183V182H19ZM38 183V182H37ZM41 183V182H40ZM45 183V182H44ZM76 183V182H75ZM226 183V184H225ZM14 184V183H13ZM16 184V183H15ZM22 184V183H21ZM33 184V183H32ZM26 186L25 188H14V189H9L3 191L0 196V199H3L4 201L7 202V205L12 204L15 200H24L28 202H32L39 211H41L44 214H49L51 205H53L55 202L51 200L50 198V188L48 185L41 184L39 187L34 188L33 185ZM49 184V183H48ZM11 185V184H10ZM25 185V184H24ZM36 185V184H35ZM56 185V184H55ZM255 185V184H254ZM257 185V184H256ZM50 186V185H49ZM172 186V188H173ZM178 186V185H177ZM181 186V185H180ZM13 187V186H12ZM11 188V187H10ZM53 188V187H52ZM171 188V187H169ZM179 188V186H178ZM76 189V188H75ZM78 189V188H77ZM168 189V187H167ZM180 189V188H179ZM19 190V191H17ZM54 190V189H53ZM182 190V188H181ZM2 191V190H1ZM128 191V190H127ZM172 191V190H171ZM174 191V190H173ZM185 191V189H184ZM16 192H20V194H16ZM54 192V191H53ZM78 192V190L76 191ZM183 192V190H182ZM189 191L186 192L185 196H187ZM125 193V191H124ZM181 193V192H179ZM115 194V193H114ZM63 195V194H62ZM91 195V194H90ZM181 195V194H180ZM199 195V194H198ZM242 195L245 196L246 198L249 199H255L259 203L260 210L257 211L259 212V215L256 216L257 214L254 211L251 210H243L240 207L234 206V199L238 196ZM179 196V195H177ZM190 196V195H189ZM195 196V195H194ZM191 197V196H190ZM18 198V199H17ZM55 199V198H54ZM111 201V200H110ZM4 203V202H3ZM2 204V202H1ZM250 204V203H249ZM5 205V204H4ZM211 206V205H210ZM213 206V207H214ZM251 207V206H250ZM252 209V208H251ZM53 210V209H52ZM194 210V209H193ZM96 211V210H95ZM2 212V210H1ZM0 212V213H1ZM220 212V211H219ZM18 213V212H17ZM29 213V212H28ZM56 216V215H55ZM264 217V216H263ZM24 218V217H23ZM30 218V217H29ZM66 218V217H65ZM1 219V218H0ZM264 219V218H263ZM56 220V219H55ZM95 220V219H94ZM202 222H200V221ZM69 221V220H68ZM263 221V220H262ZM26 222V221H25ZM140 222V221H139ZM181 222V221H180ZM256 223V222H255ZM262 223V222H261ZM260 223V224H261ZM90 224V223H89ZM144 224V223H143ZM257 225V223H256ZM94 226V225H93ZM146 226V225H145ZM207 227L208 233L210 234L209 240L201 242L200 240L197 241V235L198 233H201V229L203 227ZM255 226V225H254ZM236 227V225L234 226ZM261 229V226H258L256 230L254 229L251 230V232H248V235L246 237H240L239 241L241 244L246 246V243L250 239V237L254 234L259 233V231H263L264 226ZM254 228V227H253ZM95 229V228H94ZM101 229V228H100ZM111 229V228H108ZM107 229V230H108ZM205 229V228H204ZM232 228H230L231 230ZM116 230V229H115ZM144 230L148 231V228L145 227ZM60 231V230H58ZM200 231V232H199ZM61 232V231H60ZM80 232V231H79ZM111 232V231H110ZM205 232V231H204ZM234 232V231H233ZM236 232H238L236 230ZM183 233V234H184ZM203 233V232H202ZM207 233V232H206ZM207 233V234H208ZM232 233V232H231ZM235 233V232H234ZM245 233V232H244ZM243 233V234H244ZM97 234V233H96ZM127 234V233H126ZM146 234V233H145ZM208 234V235H209ZM258 235V236H259ZM240 236V235H239ZM128 237V236H127ZM201 238V237H200ZM257 238V235H256ZM78 239V238H77ZM112 239V238H111ZM184 239V238H183ZM211 240L215 241L218 243L219 247L218 249L216 248V251H214L213 255H210L209 253V244ZM87 241V240H86ZM128 241V240H127ZM132 241V240H131ZM251 241V240H250ZM263 241V240H262ZM150 242V241H149ZM264 242V241H263ZM262 243V242H261ZM149 244V243H148ZM183 244V243H182ZM264 244V243H263ZM237 245V244H236ZM251 246V245H250ZM150 247V246H149ZM242 247V246H241ZM14 248V247H13ZM97 248V247H96ZM39 249V248H38ZM7 251V250H6ZM239 251V250H238ZM102 252V251H101ZM7 253V252H6ZM178 253V252H176ZM212 253V252H211ZM236 253V252H235ZM121 255V254H120ZM176 255V254H175ZM184 255V254H183ZM190 255V256H191ZM177 257V256H176ZM182 258V264H185V262H188V258L184 256H180ZM179 258V257H178ZM260 258V257H259ZM105 259V258H104ZM108 260V259H107ZM145 260V259H144ZM124 261V260H123ZM174 261V260H173ZM176 261V260H175ZM178 261V260H177ZM13 264H19L18 261L14 258H12ZM201 262V261H200ZM84 263V262H83ZM90 263V262H89ZM109 264V263H108Z\"/></svg>", "mask_w": 264, "mask_h": 264}]
</instances>
